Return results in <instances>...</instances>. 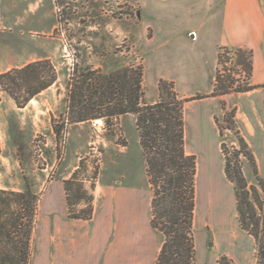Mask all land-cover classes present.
I'll return each instance as SVG.
<instances>
[{
	"label": "rangeland",
	"instance_id": "rangeland-1",
	"mask_svg": "<svg viewBox=\"0 0 264 264\" xmlns=\"http://www.w3.org/2000/svg\"><path fill=\"white\" fill-rule=\"evenodd\" d=\"M206 3L207 0H0L5 21L3 53L9 62L19 65L31 58L50 59L59 73L50 87L24 107H19L6 92L1 93L0 188L21 190L30 184L41 194L50 180L75 174L76 183H83L93 193L99 178L109 179L126 170L140 177L135 116L111 117L112 125L102 118V123L96 119L73 122L67 82L85 66L109 73L137 56L144 63L145 102L158 99L159 78L177 80L191 92H205L211 87L209 77L182 79V72L199 66L201 55L206 66H211L216 19L202 13ZM217 72L223 79L234 80L236 86L245 83L235 54L218 63L215 80ZM223 103L226 108L217 122L232 155L233 146L239 144L237 136L227 128V116L235 107L221 100ZM99 109L95 106L85 111L92 115ZM62 127L58 136L56 131ZM240 160L242 172L250 184L254 183L248 160L244 156ZM86 203L83 199L77 208L86 207ZM43 218L40 213L38 227ZM196 233L201 256L203 247L211 251L208 244L212 241L206 240L201 222Z\"/></svg>",
	"mask_w": 264,
	"mask_h": 264
},
{
	"label": "crops",
	"instance_id": "crops-1",
	"mask_svg": "<svg viewBox=\"0 0 264 264\" xmlns=\"http://www.w3.org/2000/svg\"><path fill=\"white\" fill-rule=\"evenodd\" d=\"M201 10L206 17L216 19L213 60L210 67L206 66L201 55L199 66L184 69L182 79L209 77L211 87L195 93L173 80L182 97L204 95L187 101L184 106L185 148L197 159L195 237L198 242L196 227L201 222L206 240L212 241L208 244L211 251L203 247L201 256L197 251V264H217L222 254L232 257L236 264H256L255 238L239 224L235 188L226 175L223 138L217 118L223 111L221 100L235 107L238 128L255 154L260 175L264 177V0H207ZM4 32L0 6V73L41 59L31 58L19 65L10 63L3 53ZM220 47L253 51L249 83L256 88L212 94ZM139 150L140 177L126 170L109 179L99 178L92 191L94 209L89 219L69 217L64 180L70 174L48 182L40 194L31 264L156 263L163 237L151 224L152 189L141 145ZM40 213L44 221L38 227Z\"/></svg>",
	"mask_w": 264,
	"mask_h": 264
},
{
	"label": "trees",
	"instance_id": "trees-1",
	"mask_svg": "<svg viewBox=\"0 0 264 264\" xmlns=\"http://www.w3.org/2000/svg\"><path fill=\"white\" fill-rule=\"evenodd\" d=\"M229 54L236 55V63L244 71L245 83L236 86L234 80L223 79L217 72L213 95L256 88L249 83L253 71V51L220 47L218 63ZM58 77L57 68L50 59L12 68L0 73V100L4 91L14 98L19 107H24ZM143 81L144 63L137 56L109 73L85 66L82 72L70 76L67 82L71 120L80 122L102 118L106 124L112 125L111 117L135 116L152 189L151 224L163 237L155 264H197L194 225L197 159L185 148L184 106L187 101L204 95L182 97L173 80L160 78L159 97L148 103L144 101ZM222 105L225 109V103ZM95 106L100 108L99 111L87 114L85 110ZM235 116L236 109L233 108L227 116V128L237 136L239 147L233 146L232 155H227L229 150L223 139L225 171L234 184L240 227L255 238L257 264H264V177L260 175L255 154L237 127ZM62 129H57L58 136ZM220 131L223 137L221 128ZM241 156L252 167L255 178L252 184L242 172ZM76 182L75 174L64 180L69 217L89 219L93 215L94 195L83 183ZM83 199L87 201L86 207L77 208ZM39 200L40 193L34 191L30 184L21 190L0 188V264H31L32 236ZM217 264L236 262L229 255L222 254Z\"/></svg>",
	"mask_w": 264,
	"mask_h": 264
},
{
	"label": "bare ground",
	"instance_id": "bare-ground-1",
	"mask_svg": "<svg viewBox=\"0 0 264 264\" xmlns=\"http://www.w3.org/2000/svg\"><path fill=\"white\" fill-rule=\"evenodd\" d=\"M96 121H97V122H99V123H101V122H102V120H101V119H96Z\"/></svg>",
	"mask_w": 264,
	"mask_h": 264
},
{
	"label": "built area",
	"instance_id": "built-area-1",
	"mask_svg": "<svg viewBox=\"0 0 264 264\" xmlns=\"http://www.w3.org/2000/svg\"><path fill=\"white\" fill-rule=\"evenodd\" d=\"M194 37H195V35H194ZM225 154V153H224ZM227 155H230V153L229 152H227Z\"/></svg>",
	"mask_w": 264,
	"mask_h": 264
}]
</instances>
